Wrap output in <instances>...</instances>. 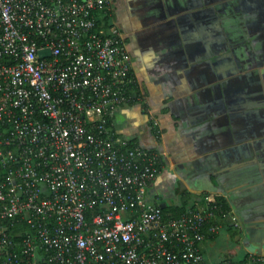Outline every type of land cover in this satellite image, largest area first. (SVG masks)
<instances>
[{
	"label": "built area",
	"instance_id": "2783aa9c",
	"mask_svg": "<svg viewBox=\"0 0 264 264\" xmlns=\"http://www.w3.org/2000/svg\"><path fill=\"white\" fill-rule=\"evenodd\" d=\"M110 4L0 0V264H264L206 259L219 199L173 217L148 201L162 158L113 129L143 92L120 30L98 25Z\"/></svg>",
	"mask_w": 264,
	"mask_h": 264
},
{
	"label": "crops",
	"instance_id": "0c3cea01",
	"mask_svg": "<svg viewBox=\"0 0 264 264\" xmlns=\"http://www.w3.org/2000/svg\"><path fill=\"white\" fill-rule=\"evenodd\" d=\"M106 16L146 103L123 105L113 129L161 153L148 201L187 209L213 196L227 215L201 242L206 259L227 254H207L221 232L264 254V0H112Z\"/></svg>",
	"mask_w": 264,
	"mask_h": 264
},
{
	"label": "rangeland",
	"instance_id": "374dc122",
	"mask_svg": "<svg viewBox=\"0 0 264 264\" xmlns=\"http://www.w3.org/2000/svg\"><path fill=\"white\" fill-rule=\"evenodd\" d=\"M223 230L224 229H221V231ZM225 251L227 252V254L230 255V258L233 260L240 259L244 253L242 246L239 242L234 240H225L224 232H221L216 242H214L212 245H210V247H208L207 254H210V260L216 261L219 257V253Z\"/></svg>",
	"mask_w": 264,
	"mask_h": 264
},
{
	"label": "trees",
	"instance_id": "16d2710c",
	"mask_svg": "<svg viewBox=\"0 0 264 264\" xmlns=\"http://www.w3.org/2000/svg\"><path fill=\"white\" fill-rule=\"evenodd\" d=\"M107 20H108V17L107 16H104V18L99 22V26H106L107 25ZM143 95V94H142ZM140 105H141V110L142 112H146V103L144 101H140L139 102ZM148 125L150 126V130H151V133L159 138L160 136V131L158 130L157 126L155 125V123L152 121V120H148ZM134 144H137V143H133V142H130L129 141V145H134ZM162 209V212H163V215L165 217H173V216H178L180 215L181 213H183L185 210H186V207L184 205H177V206H173V205H167V206H164V207H161Z\"/></svg>",
	"mask_w": 264,
	"mask_h": 264
},
{
	"label": "water",
	"instance_id": "95a60500",
	"mask_svg": "<svg viewBox=\"0 0 264 264\" xmlns=\"http://www.w3.org/2000/svg\"><path fill=\"white\" fill-rule=\"evenodd\" d=\"M46 53H47V56H48V55H49L48 51H40V52H39V56H43L44 54L46 55ZM169 202H170V201L166 199V200H165L163 203H161L159 206H160V207H164L165 204H166V203H169Z\"/></svg>",
	"mask_w": 264,
	"mask_h": 264
},
{
	"label": "flooded vegetation",
	"instance_id": "af4514ba",
	"mask_svg": "<svg viewBox=\"0 0 264 264\" xmlns=\"http://www.w3.org/2000/svg\"><path fill=\"white\" fill-rule=\"evenodd\" d=\"M111 2H112V0H111ZM106 26H108V27H114V26L112 25V23L109 22V20H107V25H106ZM120 32H121V34H122V39L124 40V42H125V44H126L125 36H124V34H123L122 31H120Z\"/></svg>",
	"mask_w": 264,
	"mask_h": 264
}]
</instances>
